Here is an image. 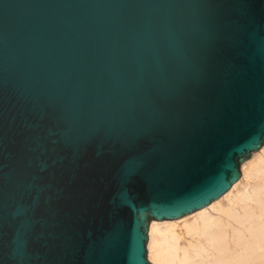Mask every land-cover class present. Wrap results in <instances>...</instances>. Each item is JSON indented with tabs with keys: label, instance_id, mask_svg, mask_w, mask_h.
I'll return each mask as SVG.
<instances>
[{
	"label": "water",
	"instance_id": "1",
	"mask_svg": "<svg viewBox=\"0 0 264 264\" xmlns=\"http://www.w3.org/2000/svg\"><path fill=\"white\" fill-rule=\"evenodd\" d=\"M263 145L264 0H0V264H152Z\"/></svg>",
	"mask_w": 264,
	"mask_h": 264
},
{
	"label": "bare ground",
	"instance_id": "2",
	"mask_svg": "<svg viewBox=\"0 0 264 264\" xmlns=\"http://www.w3.org/2000/svg\"><path fill=\"white\" fill-rule=\"evenodd\" d=\"M152 264H264V145L209 205L150 223Z\"/></svg>",
	"mask_w": 264,
	"mask_h": 264
},
{
	"label": "rangeland",
	"instance_id": "3",
	"mask_svg": "<svg viewBox=\"0 0 264 264\" xmlns=\"http://www.w3.org/2000/svg\"><path fill=\"white\" fill-rule=\"evenodd\" d=\"M257 151H258V150H257ZM257 151H256V152H257ZM253 154H254V152H252V156H251L248 160L244 161V162L241 164V166H240L241 173H242V166H243L245 163H247V162H249L250 160L253 159ZM151 222H152V220L150 221V223H151ZM148 236H149V238H148V243H147L148 260L152 263V261H151L150 258H149V248H148L149 239H150V224H149Z\"/></svg>",
	"mask_w": 264,
	"mask_h": 264
}]
</instances>
